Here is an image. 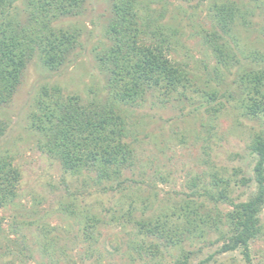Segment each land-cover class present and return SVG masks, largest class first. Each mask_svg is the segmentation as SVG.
<instances>
[{"label": "rangeland", "instance_id": "obj_1", "mask_svg": "<svg viewBox=\"0 0 264 264\" xmlns=\"http://www.w3.org/2000/svg\"><path fill=\"white\" fill-rule=\"evenodd\" d=\"M248 1L252 26L237 23L231 29L237 42L221 35L237 60L224 66L208 37L219 32L212 10L218 0H155L153 15L173 42L169 58L186 65L190 81L167 98L153 94L131 105L102 90L95 56L104 42L105 0H86L81 16L64 20L63 28L80 32L75 56L57 71L30 61L11 102L0 111L6 124L0 159L18 172L14 196L0 208V264H173L181 251L191 252L186 264H264V208L261 234L248 245L249 261L241 249L218 253L228 237L226 225L204 240L192 237L177 247L164 246L134 225L171 214L192 199L213 208L197 196L213 174L230 180L233 203L253 194L254 184L242 186L239 179L253 177L255 157L248 146L264 130V118L243 115L232 85L248 64L264 68V4ZM251 54L258 59H250ZM43 86L57 87L63 96L114 104L125 122L133 163L119 179L94 184L82 174L63 172L55 158L41 151L30 116ZM230 209L218 203L214 211Z\"/></svg>", "mask_w": 264, "mask_h": 264}, {"label": "trees", "instance_id": "obj_2", "mask_svg": "<svg viewBox=\"0 0 264 264\" xmlns=\"http://www.w3.org/2000/svg\"><path fill=\"white\" fill-rule=\"evenodd\" d=\"M85 1L0 0V111L11 102L30 61L36 59L48 71H57L75 56L80 32L61 25L67 18L81 16ZM218 1L212 10L219 32L210 33L209 46L227 66L232 60L237 62L236 53L222 37L230 36L237 42L231 29L237 23L249 29L252 26L249 18L254 11L247 0ZM105 2L107 15L101 20L104 42L95 56L104 80L102 90L108 91L113 100L131 105L148 95L167 98L179 89H186L190 81L186 65L169 58L173 42L165 33V25L153 15L151 5L156 4L155 0ZM250 56L252 60L258 59L257 54ZM249 65L252 64L236 74L232 85L236 86L243 115L260 119L264 118V68ZM39 90L30 116L31 127L39 134L41 151L55 158L63 172L72 176L82 174L90 182L101 184L119 179L123 171L132 166L125 122L112 102L63 96L57 87L43 86ZM5 130L0 113V137ZM248 147L255 157L253 177H241L239 183L246 186L252 182L255 190L246 201L233 203L229 196L230 180L213 174L209 185L203 186L202 194L197 195L212 202L213 208H205V202L192 199L171 214L162 213L134 225L163 240L164 246L172 247L181 246L192 237L204 240L208 232H217L219 225H226L228 237L224 235L226 240L218 253L241 249L245 260L249 261L248 245L261 234L259 214L264 208V130L254 134ZM17 181L18 172L9 162L0 159V208L14 196ZM195 194L196 191L192 193ZM218 203H228L231 209L224 214L215 213ZM190 254L181 251L173 264H186Z\"/></svg>", "mask_w": 264, "mask_h": 264}]
</instances>
